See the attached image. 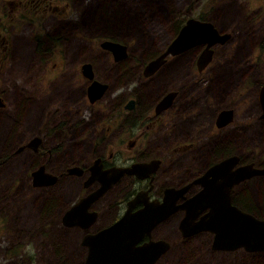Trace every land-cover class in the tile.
<instances>
[{"label": "flooded vegetation", "instance_id": "obj_1", "mask_svg": "<svg viewBox=\"0 0 264 264\" xmlns=\"http://www.w3.org/2000/svg\"><path fill=\"white\" fill-rule=\"evenodd\" d=\"M80 2L81 0H0V127L10 121L9 130L6 132L13 133L5 138H0V164L15 160L25 154L28 157V166L25 172L28 188H39L44 191L41 195L32 198L31 205L34 207L36 202L38 204L34 207V212H32V206L24 210L10 207L5 212L0 211V243L4 246L0 258L3 261L12 260L14 264H39V253H45L47 256L52 255L55 258V264H57L63 257L65 251L63 246L68 245L73 247L71 249L73 252L69 255L70 260H75L79 264H90L89 262L92 261V258L94 259V256L89 243L97 233L107 230L123 216L131 215L145 203L161 202L166 187L178 188L200 175L212 163L234 154V150L219 152L221 146L230 143L227 138L204 148L206 153L207 150H210L211 153L203 160L205 152L201 148H194L196 144L192 143L189 137H185L193 134L192 130L200 128H203V133L210 134L212 127L219 129L231 121L222 126H216L218 113L226 108H231L215 107L211 115H207V111L202 105L201 96L197 95V89L195 90V100L184 102L186 93L183 92V88L191 80L184 81L183 84L164 86L154 97L147 100L143 99L140 93H134L131 94L132 97L124 98L105 116L100 117L97 122L100 129L99 138L91 144L85 141L82 117H78L74 124L67 128L64 126L67 122L54 123L53 111L46 109L49 99H52L53 102L60 100L65 104L83 100L89 106L98 105L99 98L107 88L105 84L100 95L90 101L87 86L91 79L81 74L80 65L83 62H90L92 79L104 83L95 76L91 60L79 57L78 65L74 64L72 67L74 70H64L65 67L62 63L59 68L57 62H50L52 56H63L61 44L75 31V9L76 5H80ZM188 17L190 16L175 24L176 29L170 40ZM219 31L221 32V30ZM26 34L29 39L22 40ZM105 37L100 39L112 38L115 40L110 35ZM229 37L230 33L224 42L211 45L210 59L201 68H198L196 58L203 47L202 43L193 44L179 53L167 55L153 73L143 75L142 68L147 60L162 50L150 53L143 62L139 63L137 80L143 79L150 82L159 69L166 64L168 58L175 60L185 52L191 51L193 57L191 56V61L184 67L191 72L198 84L197 76L201 77L203 70L210 65L214 46L225 44ZM121 43L124 44V42ZM98 47L105 51L113 61L127 58L125 54L122 58L114 59L109 49L100 45ZM26 48L31 55L37 57L38 68L35 72L41 70L46 63H50L51 68L56 69L54 84L41 89L37 78L33 77V81H28L31 59L28 60L25 56ZM125 51L126 46L124 47ZM21 56L22 58H20ZM72 60L70 59L69 62ZM22 62L24 63V72L21 75L9 76L5 73L12 67L17 69L16 67ZM176 71L181 70L178 68L175 73ZM128 74L127 68L121 70V75ZM159 75L156 84L169 78L163 73ZM176 75L180 78L182 73H176ZM138 88L139 86H136V89ZM119 89L116 87L114 90L117 92ZM168 92L172 93L170 101L155 110L156 104ZM44 93H47L48 96L43 97ZM130 99L132 102L128 104L129 107H126ZM25 104H28L30 108H28V119L25 120L24 125L26 127L35 125L21 132L19 126L26 113L21 117H19V113L24 109ZM203 110L206 112L205 117ZM57 111L58 107L54 109V112ZM78 125L82 126L80 133L71 130L72 126ZM176 130L180 135L171 138L166 143L159 141L155 136L161 132ZM6 132H2V134ZM108 135L109 138L106 139ZM33 137L38 138L36 144L29 143ZM150 140L153 143H150ZM62 150H68L71 153L55 163L54 156ZM136 162L147 164L137 167L134 172L124 171L116 177L119 173V169L116 168L130 167ZM239 162H243L240 157ZM245 162H252L255 166L264 167L263 163H258L259 160ZM72 166H77L80 171L78 173L69 171L68 168ZM152 167L154 168L147 172ZM37 168L54 176V180L47 184L33 185L31 172ZM93 171L97 173L93 174ZM257 176H264V172L233 185L229 203L244 211L255 204L262 211L263 203L253 202L252 204L244 187L239 188L238 191L235 190L237 185ZM48 177L50 178V176ZM72 178L79 179L80 184L77 190L65 192L63 190L57 192L48 190L55 188L60 182ZM38 179L40 180V178ZM110 181L112 182L106 189L98 192L97 196L88 201L86 205L81 206L79 213H74L73 207L79 199L93 193L102 182L109 183ZM198 188L199 186L196 184L190 185L182 195L175 199L174 204L185 203L188 196ZM22 197L26 198L27 193H24ZM174 204L171 203L172 206H175ZM206 210V207L202 209L195 219ZM31 213H36L39 216L38 225L29 223L27 226L25 224L28 223L29 218L23 216L19 221L15 217L18 214L28 215ZM184 215L185 207L177 209L166 218L153 224L147 231H137L136 229L145 226V222L149 218L144 223H127L131 231L126 233V238L116 240L115 247L98 248L96 250L98 258L104 263L116 264V259L138 260L151 255V257L156 256L151 264H157L163 257H170L174 250L171 242L155 233L158 226H170L175 238L181 242L193 240L195 236L207 232L209 239H206L203 245L209 252L225 253L235 250L246 253L259 252L248 251L243 247L213 248L211 246L212 233L208 231L182 235L179 220ZM49 237L50 240L45 243ZM156 240L162 241L160 247H149L150 242ZM180 241L178 242L181 244ZM44 243L45 247H43ZM53 258L51 264H54ZM172 258L173 256L167 260ZM182 260V255L175 258L176 262ZM64 263L65 260L60 262V264Z\"/></svg>", "mask_w": 264, "mask_h": 264}, {"label": "rangeland", "instance_id": "obj_2", "mask_svg": "<svg viewBox=\"0 0 264 264\" xmlns=\"http://www.w3.org/2000/svg\"><path fill=\"white\" fill-rule=\"evenodd\" d=\"M201 14L218 30L229 32L230 37L225 44L214 46L210 65L203 70L201 77L197 76L198 84L191 72L184 67L193 57L191 51L185 52L175 60L168 58L166 64L159 69L150 82L143 79L137 80L139 63L143 62L150 53L164 49L176 29L175 24L180 23L187 16L199 18ZM74 30V33L61 44L63 56H52L50 62H57L59 68L62 63L64 70H74L72 67L74 64L78 65L79 57L91 60L95 76L104 81L107 88L99 98L98 105L89 106L83 100L65 104L60 100L53 102L49 99L46 109L53 111L54 123L67 122L64 125L67 128L73 125L78 117H82L85 141L91 144L99 138L100 129L97 122L100 117L105 116L124 98L140 93L141 97L147 100L154 97L164 86L183 84L184 81L191 80L183 88V92L186 93L184 102L195 100L197 89V95L201 96L207 115H211L215 107L232 109L231 121L222 128L212 127L210 134L203 133V128H200L192 130L193 134L185 136L196 144L194 148H201L205 152L204 148L228 138L230 143L221 146L219 152L234 150L233 153L241 157L243 162L258 159V163L264 164V117L258 115L259 107L256 98L259 84L264 79V0H81L80 5H76L75 9ZM108 35L124 42L127 56L125 60L113 61L105 51L99 49L100 38H106L105 36ZM28 39L29 36L26 34L22 40ZM260 44L263 45L262 50L258 48ZM236 49H239L240 53L235 56ZM26 52L25 56L28 60L31 59L28 81H33V77L37 78L41 89L54 84L56 69H52L50 63H46L41 70L35 72L38 68L37 57L31 55L27 48ZM70 59L73 60L69 62ZM16 68L12 67L5 73L9 76L21 75L24 72V63L22 62ZM126 68L129 74L121 75V70ZM178 68L181 71L176 73H182L180 78L175 73ZM161 73L169 78L156 84ZM38 81L36 80V83ZM136 86L139 88L136 89ZM116 87L120 88L117 92L114 90ZM133 89L136 91L134 92ZM47 96V93L43 94V97ZM56 107L58 111L54 112ZM28 108L30 106L25 104L24 109L19 113V117L26 113L19 126L21 132L35 125L30 127L24 125L25 120L28 119ZM205 115L206 112L203 110V116ZM9 127L10 121L0 127V132L8 131ZM71 130L80 133L82 126H72ZM2 132L0 138L13 134L10 132L2 134ZM178 133L176 130L161 132L155 136L159 141L166 143L171 138L179 136L180 133ZM106 137L108 139L109 135ZM150 143H153L152 140ZM70 153L71 151L68 150L59 152L54 156L55 163ZM210 153L211 151L207 150L203 160ZM27 166L28 157L25 154L0 164L1 212L7 211L10 207L27 209L32 206V198L44 192L39 188H28L25 178ZM79 184L78 178H72L48 190L53 192L77 190ZM241 187H244L248 193L252 204L259 202L264 205V176L250 178L237 185L235 190L238 191ZM24 193H27L26 198L22 197ZM37 205L36 202L34 207ZM251 208L264 217L263 206L262 211L255 204ZM23 216L30 219L25 225L28 226L29 223L38 225L39 216L36 213L15 215L19 221ZM155 233L171 242L174 249L171 252L172 259L167 260L171 256H165L157 264H264V250L250 253L241 250L225 253L207 251V247L203 245L204 241L209 239L207 232L186 242L176 239L170 226H158ZM49 240L50 237L45 243ZM64 247L63 257L57 264H60L62 260H65L64 264H79L75 260H70L69 255L73 252L71 250L73 247L68 245ZM3 249L4 246L0 243V257ZM178 255H182L183 260L176 262L175 258ZM52 258V255L39 253L38 263L51 264ZM53 263H56L55 258ZM0 264H14V262L3 261L0 258Z\"/></svg>", "mask_w": 264, "mask_h": 264}, {"label": "water", "instance_id": "obj_3", "mask_svg": "<svg viewBox=\"0 0 264 264\" xmlns=\"http://www.w3.org/2000/svg\"><path fill=\"white\" fill-rule=\"evenodd\" d=\"M228 36L229 33L227 31L220 32L209 20L190 16L183 22L175 36L166 44L164 49L151 59L147 60L142 68V73L143 75L153 73L165 60L167 55L179 53L196 43L203 44V47L196 58V64L198 68H201L210 59L212 52L211 45L224 42ZM99 45L103 48L109 49L112 52L114 59L122 58L125 55V45L119 41L103 39L99 42ZM80 68L81 74L84 77L91 79L87 86V91L88 95H90L88 98L92 101L100 95L105 83L92 79L93 73L90 62H83L80 65ZM171 95V92L166 93L156 104L155 110L157 107H163L166 105L170 101ZM131 102V99L128 100L126 107H129L130 105L128 104ZM257 102L259 107L258 115L259 117H264V80L257 90ZM231 119L232 110L226 108L218 113L215 122L216 126H222ZM37 141L38 138L33 137L30 139L29 143L36 144ZM146 164L147 163L136 162L130 167L116 168L119 169V173H117L116 177L124 171L134 172L137 167ZM154 167L149 168L147 172ZM68 170L76 173L80 171L77 166H72L68 168ZM263 172L264 167L255 166L252 162L240 163L237 154H230L219 159L186 184L178 188L166 187L163 191L161 202L145 203L143 207L133 212L131 215L123 216V218L117 221L115 225L105 231L97 233L89 243L92 255L94 256V259L92 258V261L89 263H112H104L100 260L96 250L98 248L115 247L117 244L116 240L125 239L126 233L131 231L129 228L130 226L128 227L127 223H144L146 219L149 218V220L145 222V226L136 229L137 231H147L153 224L166 218L177 209H184V207L185 215L179 220V228H181L180 232L182 235H190L198 231H208L212 233L211 246L213 248L232 249L243 247L248 251L264 250V219L229 203L233 185L255 174ZM95 173L97 172L93 171V174ZM31 174L33 176V185L47 184L54 180V176L48 175V173L43 172L42 169L39 168L33 170ZM48 176H50V178ZM42 177H44V179H41ZM38 178H40V180ZM111 182L112 181L109 183L102 182L100 187L96 188L93 193L79 199L73 207L74 213H79L81 206L86 205L88 201L97 196L98 192L106 189ZM193 184L198 185L199 188L193 194L188 196L185 203L174 204L175 199L182 195V193ZM171 203L175 206H172ZM205 207L207 210L195 219ZM161 243V240L151 241L149 247H160ZM155 257L156 256L151 257L150 255L138 260L116 259L115 262L116 264H151Z\"/></svg>", "mask_w": 264, "mask_h": 264}, {"label": "trees", "instance_id": "obj_4", "mask_svg": "<svg viewBox=\"0 0 264 264\" xmlns=\"http://www.w3.org/2000/svg\"><path fill=\"white\" fill-rule=\"evenodd\" d=\"M232 14H233V13H232ZM199 18H204V15L201 14V15L199 16ZM258 48H259L260 50H262V49H263V45L260 44ZM239 53H240V50H239V49H236L235 52H234V55L236 56V55H238ZM240 158H241V157H240ZM257 161H258V159H256V162H257ZM246 210H247V211H250L251 213L255 214L256 216H259V217H262V218H263V215H258L256 212L253 211L252 208H246Z\"/></svg>", "mask_w": 264, "mask_h": 264}]
</instances>
